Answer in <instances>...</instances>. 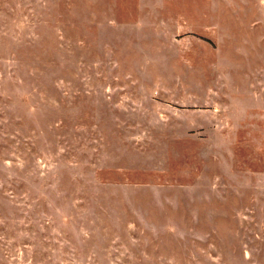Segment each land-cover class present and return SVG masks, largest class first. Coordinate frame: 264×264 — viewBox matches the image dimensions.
<instances>
[{"label":"rangeland","instance_id":"374dc122","mask_svg":"<svg viewBox=\"0 0 264 264\" xmlns=\"http://www.w3.org/2000/svg\"><path fill=\"white\" fill-rule=\"evenodd\" d=\"M0 264H264V0H0Z\"/></svg>","mask_w":264,"mask_h":264}]
</instances>
